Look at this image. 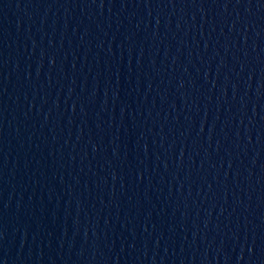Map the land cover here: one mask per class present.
Here are the masks:
<instances>
[{"label":"water","instance_id":"1","mask_svg":"<svg viewBox=\"0 0 264 264\" xmlns=\"http://www.w3.org/2000/svg\"><path fill=\"white\" fill-rule=\"evenodd\" d=\"M0 264H264V0H0Z\"/></svg>","mask_w":264,"mask_h":264}]
</instances>
